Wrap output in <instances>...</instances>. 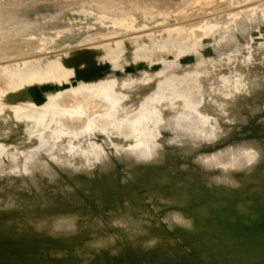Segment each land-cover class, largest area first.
Masks as SVG:
<instances>
[{"label":"rangeland","instance_id":"obj_1","mask_svg":"<svg viewBox=\"0 0 264 264\" xmlns=\"http://www.w3.org/2000/svg\"><path fill=\"white\" fill-rule=\"evenodd\" d=\"M193 1L0 0V34L8 31V28L20 27L22 23L29 28L39 27L37 33L35 32L37 34L34 36L35 40L49 37L48 45L55 46L54 49L50 48L44 42L43 51L38 48L35 52L24 55L25 57L22 55L21 58L16 56L3 58L0 59V65H8L9 62L19 64L18 62L24 60L62 54L61 57L59 55L56 58H60L61 62L64 60L63 62L69 63L70 69L76 66L71 69L72 74L76 69V74L70 76L71 80L51 87L43 85L44 89L42 88L38 98H32L27 90H22L20 93L12 91L8 94L9 99L0 95V100H6L0 101V112H2L0 113L2 131H0V144L2 143L0 145V237L6 242L5 247H0V264H233V262L235 264L237 261H234V257L237 260L244 254L246 256L247 251L248 254L253 255L252 259L251 255H248L247 264H253L252 262L264 264L263 235L249 233L241 227L242 221L250 222V228L256 231L258 226L254 228L253 224L264 215V171L259 167V165L264 167V161L248 168H237L228 172L227 163L225 165L219 163L216 166L214 164L215 167H210V164L200 161V156L196 157L198 154L205 155V152L211 154L218 146H220L218 149L225 150L228 146H222L226 145L227 141L229 146L231 141L233 145L242 146L243 153L253 150L252 143L255 139H262L264 142V0H234L236 1L234 3H229V0H215L214 3L210 2L211 6L207 2L200 4ZM102 4H108L109 6H105L110 9L103 8ZM136 6L138 9L149 8L154 10L152 12L157 11L158 15L162 13L158 10L161 7L165 8L164 13L167 12L165 14L167 17L163 15L162 18H166L162 21L150 22V25L148 23L144 26L145 11L141 10L143 13L140 10L135 11ZM165 6L167 10L171 8L170 13L166 11ZM113 9L119 11H112ZM251 16L255 17L254 20ZM114 17L118 19L115 20L116 23ZM130 18L135 19L132 21L134 27H127L124 24V20ZM250 18L251 21L248 20ZM202 21L204 23L210 21L209 26L216 23L215 26L212 25L210 31L197 38L189 30L192 25L197 24L199 27L203 25ZM248 24L250 25L246 30ZM198 26L194 28H198L199 31ZM217 26H221L220 29L227 27L226 29L224 27L227 32L225 33L224 30L220 32ZM176 29L179 34L176 33L178 32ZM224 36L226 38H223ZM137 37L140 41L135 39ZM155 39L157 49L160 48L158 55L154 57L149 53V55L146 53L145 57L136 55L139 46L141 48L145 45L148 51L154 49ZM227 41L234 42L229 49H225ZM107 44L109 47L105 51ZM169 45H174L173 49L175 47L177 51L183 47L186 49L185 53L177 54L176 57L174 53L168 51ZM114 50L118 53L112 55L111 51ZM65 52L68 55L72 53L75 60ZM79 52H82L80 56ZM63 54L65 59H62ZM107 54L108 58H106ZM110 54L111 57L117 55L114 58L118 62L112 59ZM96 57L100 63L91 69L80 70V62ZM165 64H168L167 66L173 64L172 66L176 67H172L171 71L164 66ZM105 77L109 78L110 82H118V87L114 88V94L118 96L117 100H113L108 114L103 112L101 105L97 104L98 108L94 107L96 105L90 107L85 105L81 117H91L94 120L91 121L93 126L90 124L92 127L84 131L72 130L70 121L65 122L70 117L66 116L68 113L70 115L72 110L70 107L58 106L55 100L58 97L57 92L76 87L80 80H83L87 86L100 82ZM126 82L127 88H122V84ZM45 90L47 92L43 93ZM192 92L199 95L197 100L191 97ZM155 95L156 97L152 98ZM29 96L32 99L26 100L25 97ZM52 100L55 101L54 106L51 105ZM47 102L49 106L46 105ZM100 103L103 106L106 104L103 100ZM38 106L42 110L53 107L48 108L52 112L48 113L47 109L43 112L40 108V110L36 108ZM64 115L66 118L63 117ZM105 116L113 117L117 122L130 119L137 130L128 137L116 130L118 124L105 129L103 126ZM196 116L201 117L206 125L215 124L217 119L220 120V125L233 124L230 126L234 130L231 129L232 127L229 129L230 126L227 127V130H233V135L232 132L227 135L230 131L220 126L222 130L225 129L220 131L224 132V137L219 131L217 135L207 134L208 137L204 132L197 139L194 122ZM82 120H79L81 121L79 126ZM83 121L81 126H85L86 120ZM142 126H146L143 129L148 135L144 133L145 136L142 135L141 138V135L138 137L137 134L143 132ZM152 133L159 136H153ZM252 135L253 137L256 135L257 138H252ZM212 136H217L215 139L218 142L212 140ZM183 137L189 139V142L185 140L182 146L183 142L177 141ZM204 137L216 143L212 142V144ZM191 138L197 141L192 142ZM208 146L211 152H208ZM138 148L140 153L146 148L148 151L152 149L151 153L156 149L154 156L152 155L154 158L145 160L142 154L140 156L137 153ZM212 148L214 151L211 150ZM218 149L216 148L217 151ZM2 150L4 151L1 152ZM132 150L135 153H132ZM89 159L91 163L88 166L94 169L86 166L88 163L86 161ZM93 163H96V166ZM34 166H41L40 169L43 171ZM226 173H229L233 180L244 178L245 188L242 189L243 182L232 187L233 182L228 181L230 187L229 183L220 184L215 180ZM255 176L258 178L257 181ZM25 178L29 179V182H25ZM251 179L254 180L253 183L258 182V187L255 188L256 183L252 187ZM42 180L50 184V187H45V190L41 191L42 187L39 186ZM27 182L31 184L29 188L31 190L23 187ZM110 182L112 185L108 184ZM102 185L108 187L105 193L102 191ZM241 185L242 187H239ZM248 187L253 190L249 191ZM32 188L36 191H32ZM94 202L97 211L93 213V217L83 214L86 209L93 206ZM245 202L252 204L255 213L252 208V212L239 210V206ZM12 205H16V213H14L15 208L10 207ZM179 212L194 213L198 223L190 228L178 223L174 216L180 215ZM69 217H74L72 227L65 226ZM262 221L260 218L256 223L261 222L262 227L264 218ZM79 229L81 232L90 231L88 235L83 234L78 238ZM40 232L46 238L54 236L60 241L41 242L43 239L35 236L30 244L32 234ZM19 233L27 235L20 240ZM110 238H115L114 244L107 243L104 247L88 249L90 243L109 241ZM153 240L156 241L155 244L147 243ZM119 243L123 257L120 261H116L113 252L115 245ZM252 243L254 246L251 245ZM254 243H258L260 247L255 246ZM10 249H21L22 254L18 251L9 252ZM254 252L261 255L257 254L256 259Z\"/></svg>","mask_w":264,"mask_h":264},{"label":"bare ground","instance_id":"obj_2","mask_svg":"<svg viewBox=\"0 0 264 264\" xmlns=\"http://www.w3.org/2000/svg\"><path fill=\"white\" fill-rule=\"evenodd\" d=\"M195 2H197V3H199L200 2V4H202V3H204V2H207L208 3V5L209 4H211L210 2H212V3H214V1L215 0H194ZM193 1V2H194ZM209 1V2H208ZM258 1V0H257ZM190 2V1H189ZM188 2V3H189ZM216 2V1H215ZM234 2H236V1H234V0H229V3H234ZM256 2V1H255ZM246 3V2H245ZM187 4V3H186ZM191 4V3H190ZM199 4V5H200ZM243 4V3H242ZM103 5V4H102ZM105 5H108V4H105ZM105 5H103L104 7L103 8H105V9H107L108 10V6L106 7ZM118 5V4H117ZM194 5V4H193ZM192 5V6H193ZM207 5V6H208ZM212 5V4H211ZM211 5H209V6H211ZM114 6H116V4L114 5ZM114 6H112V8L114 7ZM121 6V5H120ZM119 6V7H120ZM166 6H168V5H166ZM165 6V7H166ZM201 6V5H200ZM200 6H198V7H200ZM203 6V5H202ZM102 7V6H101ZM185 7V6H184ZM196 7H197V5H196ZM222 7H224V6H222ZM115 8V7H114ZM118 8V7H117ZM116 8V9H117ZM120 8H122V6L120 7ZM163 8H164V6H163ZM209 8V7H208ZM219 8V7H218ZM110 9V8H109ZM132 9V8H131ZM147 9H148V11H147ZM160 9V8H159ZM161 9H162V7H161ZM161 9L160 10H158V11H160V12H162V13H159V15H158V13H156V12H152V11H154V10H150L149 8H144V9H138V7L136 6L135 7V11H138V10H142L143 12L145 11V13H143L142 11V13H143V17L145 18L144 20H143V24H144V26L145 25H147L148 23H149V25H150V22H152V23H156V22H158V21H162V19H165L166 17H167V15H165L166 13H164V9H162L163 11H161ZM171 8H169L168 10H167V7H166V11H168L169 12V10H170ZM180 9V8H179ZM201 9V8H200ZM251 9V8H250ZM106 10V11H107ZM122 10H123V8H122ZM101 11V10H100ZM105 11V10H104ZM111 11V10H110ZM112 11H119V10H112ZM125 11V10H124ZM130 11V10H129ZM150 11V12H149ZM252 11V10H251ZM251 11H249V12H251ZM132 12H133V10H132ZM246 12V11H245ZM116 14H117V12H115ZM115 13H114V15H115ZM120 14H121V12H119ZM119 13H118V15H119ZM123 13V12H122ZM170 13V12H169ZM109 14H111V13H109ZM113 14V13H112ZM124 14H125V12H124ZM137 14V13H136ZM141 14V13H140ZM181 14V13H180ZM179 14V15H180ZM128 15H129V13H128ZM132 15V14H131ZM161 15V16H160ZM163 15H165L166 17L165 18H162V16ZM168 15H170V14H168ZM205 15V14H204ZM127 16V15H126ZM136 16V15H135ZM138 16V15H137ZM158 16V17H157ZM160 16V17H159ZM200 16V15H199ZM246 16V15H245ZM253 16V15H252ZM251 16V18H253ZM112 17V16H111ZM139 17V16H138ZM164 17V16H163ZM169 17V16H168ZM196 17V16H195ZM259 17V16H258ZM120 18V17H119ZM142 18V17H141ZM181 18V17H180ZM248 18V17H247ZM248 19L249 21H251L252 19ZM255 18V17H254ZM254 18H253V20H254ZM114 19V21L115 20H118V19H116L115 17L113 18ZM124 19V18H123ZM143 19V18H142ZM141 19V20H142ZM246 19V18H245ZM133 20H135V19H133ZM131 18L130 19H125L124 21V24L128 27H130V26H132V27H134V24H132V21H133ZM224 20V19H223ZM235 20V19H234ZM258 20V19H257ZM113 21V20H112ZM114 21H113V23H114ZM222 21V20H221ZM226 21V20H225ZM240 21V20H239ZM241 21H243V20H241ZM240 21V22H241ZM245 21V20H244ZM83 22V21H82ZM85 22H86V20H85ZM203 22V21H202ZM208 22H210V21H207V23L205 22H203L204 24H207V25H200V27L196 24V25H192L190 28H191V30H189V31H192V35L193 36H197V38H200L205 32H207L208 30L210 31V29H212L213 27H212V25L213 26H215V23L214 24H211L210 26L208 25ZM11 23V22H10ZM115 23H116V21H115ZM142 23V22H141ZM224 23V22H223ZM138 24V23H137ZM210 24V23H209ZM228 24V23H227ZM230 24V23H229ZM240 24V23H239ZM20 25H22V26H20V27H15L14 25V27L16 28H14V27H11V28H8V31H6L4 34H0L1 36H0V59H5V58H7V59H9V58H13L14 56H16V57H20V56H24V55H26V54H29L30 52H35L36 51V49H38V48H41L40 50H42L43 49V47L45 48V46H44V42H45V45H48L49 43L48 42H50L49 41V37H43V40H41L42 39V37L40 38V39H36L35 40V38H34V36L35 35H37L36 33V31L38 30L37 28H39V27H35V28H29L27 25H23L22 23H20ZM80 25V24H79ZM136 25V24H135ZM141 25V24H140ZM139 25V26H140ZM249 25L250 24H248L247 26H246V30H247V28H249ZM73 26V25H72ZM199 27V31L197 30V29H195L194 27ZM227 26V25H226ZM212 27V28H211ZM218 28H219V30H220V32L222 31V30H224L225 31V33L227 32L225 29L227 28V27H225V29H224V27H223V29H220L221 28V26H217ZM72 28V27H71ZM180 28V27H179ZM218 28L216 29V28H214V29H216V30H218ZM232 28V27H231ZM5 29H6V27H5ZM10 29H12V30H10ZM15 29V30H14ZM69 29V28H68ZM73 29V28H72ZM228 29H229V25H228ZM177 30V29H176ZM178 31V30H177ZM223 31V32H224ZM230 31V30H229ZM36 32V33H35ZM172 32V31H171ZM222 32V33H223ZM176 33H180L179 31L178 32H176ZM155 35L157 34V33H154ZM224 34V33H223ZM229 34V33H228ZM153 35V34H152ZM154 35V36H155ZM148 37H150L151 36V34H150V36L149 35H147ZM226 36H228V35H226ZM233 36V35H232ZM138 38L139 37H137V38H135L136 40H138ZM146 38V37H145ZM223 38H226L225 36L223 37ZM232 38V37H231ZM143 39V38H142ZM178 39V38H177ZM221 40H223V39H221ZM230 40V39H229ZM234 40V39H233ZM121 41V40H120ZM133 41H135V40H133ZM132 41V42H133ZM138 41H140V40H138ZM124 42V41H123ZM126 43H127V41H125ZM136 42V41H135ZM134 42V43H135ZM155 43H153V47H154V49L152 48V50L151 51H148V48H146V46L144 45V47H141L140 48V46H139V48L137 49L136 47V55H138V56H140V57H142V56H144L145 57V55H146V53H147V55H152L153 57H154V55H158L159 54V49L160 48H158L157 49V43H156V39H155V41H154ZM228 43L225 45L226 47H225V49H229L231 46H232V44L234 43H232V41H227ZM98 43H100V42H98ZM102 43H104V42H102ZM118 43H120V42H118ZM117 43V44H118ZM128 43H130V42H128ZM137 43V42H136ZM95 44V43H94ZM123 44V43H122ZM149 44V43H148ZM152 44V43H151ZM154 44H156V45H154ZM93 45V44H92ZM100 45V44H99ZM102 45V44H101ZM105 45V44H104ZM119 45V44H118ZM95 46H97V45H95ZM119 46H121V45H119ZM173 46L174 45H172V46H170L169 45V50H168V47H167V50L170 52V53H174V55L176 56V57H178L177 56V54L179 55V54H181V53H185V48H183V47H181V49L179 50V51H177L176 49H175V47H174V49H173ZM47 47V46H46ZM48 47H50L49 45H48ZM51 47L53 48V47H55V46H52L51 45ZM50 47V48H51ZM92 47V46H91ZM94 47V46H93ZM99 47V46H98ZM102 47H104V46H102ZM108 47H109V45L107 44V46H105V51L108 49ZM127 47V46H126ZM147 47H148V45H147ZM156 47V48H155ZM223 47H224V45H223ZM166 48V46H164V49ZM54 49V48H53ZM112 49V48H111ZM162 49H163V47H162ZM224 49V48H223ZM46 50V49H45ZM48 50V49H47ZM46 50V51H47ZM51 50V49H50ZM150 50V49H149ZM166 50V51H167ZM43 51V50H42ZM110 51V50H109ZM163 51V50H162ZM80 53H82V52H79V56H80ZM110 53V52H109ZM116 53H118L116 50H114V51H111V54L113 55V54H116ZM125 53H126V51H125ZM149 53V54H148ZM158 53V54H157ZM65 54H66V52H65ZM65 54H63L64 55V57H62V59H65ZM75 54V53H74ZM111 54H110V57H111ZM60 55V54H59ZM59 55H57V56H59ZM66 55H68V53L66 54ZM69 55H71L72 57H73V54L72 53H70ZM68 55V56H69ZM78 55V54H77ZM77 55H75L76 57H78ZM83 55V54H82ZM118 55H120V54H118ZM22 56V57H23ZM56 55H54V56H50V57H45V58H40V59H34V60H24V61H22V62H18L19 64H21L22 66H20L19 64H17V63H14L13 62V64H12V62H9L10 64H6V65H0V95L2 96H4V97H6V98H8V94L10 93V92H12V91H16L17 93H20L22 90H27L28 91V93H30V96H32V98H38V96H39V94L42 92V86L43 85H50V87L52 86V85H54V84H59V85H61L62 83H64V82H67V81H69V80H71L70 79V76L71 75H75L76 74V69H75V73H73L72 74V71H71V69L72 68H74V67H76L74 64V67H72L71 69H70V67L68 66V64L69 63H65V62H63L64 60H62V62L59 60V59H57L58 57H57ZM62 56V54L60 55V57ZM108 54H107V57L106 58H108ZM117 56V55H116ZM116 56H114V57H116ZM127 56V54L125 55V57ZM134 55H132V57H133ZM152 56H150V58H152ZM15 57V58H16ZM25 57V56H24ZM27 57V56H26ZM57 57V58H56ZM70 57V56H69ZM109 57V60L113 57H111L110 58ZM112 58V59H114L115 60V58ZM118 57H120V56H118ZM143 57V58H144ZM148 57V56H147ZM157 57V56H156ZM180 57V56H179ZM17 58V59H18ZM21 58V57H20ZM67 58V57H66ZM80 58V57H79ZM6 59V60H7ZM67 59H69V58H67ZM66 59V60H67ZM71 59V58H70ZM72 59H74L75 60V57H73ZM72 59L70 60V61H72ZM77 59V58H76ZM104 59V58H103ZM112 59H111V61H112ZM129 59V58H128ZM11 60V59H10ZM78 60V59H77ZM81 60H83V59H81ZM104 60H106V59H104ZM108 60V61H109ZM152 60H153V58H152ZM110 61V62H111ZM115 61H117V60H115ZM114 61V62H115ZM130 61H131V59H130ZM102 62V61H101ZM118 62V61H117ZM132 62V61H131ZM98 63H100L99 61H98V57H96V58H94V59H90V60H84L83 62H80V64H79V66H80V70H85V69H91L93 66H95L96 64H98ZM111 63H113V62H111ZM133 63V62H132ZM1 64H3V63H1ZM130 64V63H129ZM169 64V63H168ZM168 64H165L164 66L165 67H167L168 69H170L171 71H172V67H176V66H172L171 64H170V66H167ZM123 67V66H122ZM164 67V68H165ZM170 67V68H169ZM212 67V66H211ZM174 68H173V70H174ZM186 68V67H185ZM210 69V68H209ZM169 70V71H170ZM184 70V69H183ZM168 71V70H167ZM170 71V72H171ZM85 72H87V71H85ZM162 72V71H161ZM166 72V71H165ZM168 73V72H167ZM81 78H79V80H80ZM160 79V78H159ZM111 80L109 79V78H107V77H105L102 81H100V82H95L94 84L92 83V84H90V85H85L84 84V82H83V80H80L79 81V84L76 86V87H72L70 90H66V91H64V90H60L61 92L59 93V92H57V96L58 97H56L55 98V100H56V102L58 103V106L60 105V106H63V107H70L71 108V114L69 115V113H68V116H66V117H69V118H67L66 120H65V122H69V123H67V124H69L70 126H71V129L72 130H79V131H84V130H89L92 126H93V124L91 123V121H94L91 117L89 118H82L81 117V114L82 113H84V107H85V105L86 106H88V107H90V105H96V106H94V107H97L98 108V106L99 105H101V109L103 110V112L105 113V114H108V112L110 111V109H111V107H112V103H113V100L115 99V100H117V97L118 96H116L115 94H114V88H115V86L116 87H118V82H110ZM71 82V81H70ZM163 83V82H162ZM34 84V86H32ZM167 84V83H166ZM164 85V84H163ZM162 85V86H163ZM123 86V87H122ZM122 88H127V86H128V84H127V82L126 83H123L122 84ZM44 89V88H43ZM159 89V88H158ZM158 89H157V91H158ZM163 89V88H162ZM50 89H47V91H49ZM160 90H161V87H160ZM46 90L43 92V93H45V92H47ZM49 92H51V91H49ZM48 92V93H49ZM55 92V91H54ZM163 92H164V90H163ZM163 92H162V94H163ZM257 92V91H256ZM51 93H53V92H51ZM160 93V92H159ZM255 93V92H254ZM47 94V93H46ZM157 94H158V92H157ZM192 95H191V97L193 98V99H196L197 100V98H198V94L197 93H191ZM252 94V93H251ZM6 95V96H5ZM53 95V94H52ZM160 95V94H159ZM158 95V96H159ZM0 96V97H1ZM25 97V99L27 100H30V99H32L31 97ZM47 96V95H46ZM45 96V97H46ZM48 97V96H47ZM53 97V96H52ZM51 97V98H52ZM54 97H55V95H54ZM54 97L52 98V99H54ZM156 97V95L154 96V97H152V98H155ZM50 98V97H49ZM151 98V97H150ZM158 98V97H157ZM9 99V98H8ZM119 99V98H118ZM192 99V100H193ZM4 100V99H3ZM2 99L0 100L1 102L3 101ZM25 100V101H26ZM47 100V99H46ZM104 101L106 104H104V106L100 103L101 101ZM4 101H6V100H4ZM10 101V100H9ZM33 101H35V100H33ZM33 101H31V102H33ZM0 102V103H1ZM49 102V101H48ZM48 102H47V104L46 105H48ZM51 102V101H50ZM52 102H53V100H52ZM55 102V101H54ZM54 102H53V104H51V105H53L54 106ZM238 102V101H237ZM97 104H98V106H97ZM245 104V103H244ZM247 104V103H246ZM1 105V104H0ZM4 105H5V103H4ZM7 105H8V103H7ZM6 105V106H7ZM41 105V104H40ZM45 105V104H44ZM44 105H41V106H44ZM50 105V106H51ZM56 105V104H55ZM49 106V105H48ZM46 107V106H45ZM56 107V109H57V106H55ZM154 107H156L155 105H154ZM1 108H2V106H1ZM18 108V107H17ZM36 108H40L41 109V111H45L46 109V111H48V113H49V111H51V110H49V109H52V108H49V107H47L45 110H42V108L41 107H36ZM49 108V109H48ZM39 109V110H40ZM55 109V110H56ZM58 109H60L61 110V108H59L58 107ZM66 109V108H65ZM156 109V108H155ZM3 110V109H2ZM7 110V109H6ZM67 110H69V109H67ZM91 110V109H90ZM93 110H95V108L93 109ZM32 111V110H31ZM59 111V110H58ZM155 111V110H154ZM28 112V111H27ZM52 112V111H51ZM50 112V113H51ZM53 112H54V110H53ZM57 112V111H56ZM61 112V111H60ZM68 112H70V111H68ZM91 112V111H90ZM1 114H2V112H0ZM17 113V112H16ZM64 113H66V111L64 112ZM92 113V112H91ZM118 113V112H117ZM18 114V113H17ZM25 114V113H24ZM53 114H55L56 115V113H53ZM157 114V113H156ZM41 115H42V113H41ZM57 115H59V114H57ZM67 115V114H66ZM91 115V114H90ZM151 115H153L154 116V114H151ZM246 115H247V113H246ZM1 116V115H0ZM3 116V115H2ZM20 116V115H19ZM42 116H44V114L42 115ZM17 117V116H16ZM63 117H65V115L63 116ZM65 117V118H66ZM64 118V119H65ZM154 118V117H153ZM14 119H15V117H14ZM81 119H83V120H86V123L84 124L85 126H81V125H83L82 123H84V121L82 120V123L80 124V126H79V123L81 122V121H79V120H81ZM4 120H7V119H4ZM41 120V119H40ZM18 121H19V118H18ZM223 121V120H222ZM222 121H221V124H222ZM23 122V121H22ZM155 122V121H154ZM194 122L196 123V130H195V135H196V137H198L197 139H199V137L201 136V134H204V132H206V136H207V134H211V135H217L218 134V131L220 132L221 130H222V128H220V126H222V127H226V130L228 129L227 127L228 126H230V125H233V124H230V125H227L226 123V125L227 126H225L224 124V126L223 125H220V120L218 121V119H217V122L215 123V124H212V125H206L205 124V122H204V120L203 119H201V117H199V116H196L195 117V119H194ZM8 123V122H7ZM16 123V122H15ZM78 123V124H77ZM232 123H234L233 122V120H232ZM20 124V123H19ZM66 124V125H67ZM90 124H92V126L90 125ZM118 124V127H115L116 128V130H119L120 132H122L123 134H124V136H126V135H128V137H129V134H133V131L135 130H137V129H135V126H133L132 124H131V122H130V119H127V121L126 120H123L122 122H117V120L116 119H114L113 117H109V116H105V118H104V122H103V126H104V128L106 129L107 127L110 129V128H112L113 126H115V125H117ZM158 124V123H157ZM229 124V123H228ZM17 125V124H16ZM43 125V124H42ZM237 125V124H236ZM75 128H74V127ZM77 126H78V128H77ZM148 126V125H147ZM29 127V126H28ZM37 127V126H36ZM42 127V126H41ZM82 127V128H81ZM143 127L144 126H142V129H143ZM232 126H230L229 127V129L231 128ZM69 128V127H68ZM74 128V129H73ZM94 128V127H93ZM146 128V126L144 127V129ZM15 129V128H14ZM32 129V128H31ZM140 129V128H139ZM142 129H141V131H142ZM143 129V132H139L140 134H137L138 135V137H140V135H141V138H142V135H144L145 136V134L144 133H146V135H148L147 134V132L145 131ZM220 129V130H219ZM231 129H233L234 130V128L232 127ZM237 129V128H236ZM235 129V130H236ZM4 130V129H3ZM13 130V129H12ZM199 130H200V132H199ZM223 130H225V129H223ZM222 130V131H223ZM232 130V131H233ZM238 130H240V129H238ZM1 131V130H0ZM9 131V130H8ZM145 131V132H144ZM202 131V132H201ZM227 131H230V130H227ZM226 131V132H227ZM232 131H230V132H228L227 133V135L229 134V133H231ZM2 132V131H1ZM78 132V131H77ZM148 132H149V130H148ZM121 133V134H122ZM143 133V134H142ZM235 133V132H234ZM237 133V132H236ZM235 133V134H236ZM2 134H4V133H2ZM6 134V133H5ZM122 134V135H123ZM153 134V133H152ZM219 134H223V137H224V132L223 133H219ZM238 134V133H237ZM245 134V133H244ZM130 135V136H131ZM135 136H136V134H134ZM155 135V133L153 134V136ZM208 135V136H209ZM221 135H220V137H221ZM232 135H233V132H232ZM1 136V135H0ZM4 136V135H3ZM155 136H159V134L158 135H155ZM207 136V137H208ZM225 136H226V134H225ZM235 136V135H234ZM233 136V137H234ZM238 136V135H237ZM236 136V137H237ZM240 136V135H239ZM245 137H247L246 135H244ZM260 136V135H259ZM264 136V135H263ZM262 136V137H263ZM137 137V136H136ZM147 137V136H146ZM150 137H152V135L150 134ZM157 137H155V138H157ZM189 137V136H188ZM217 137V136H216ZM216 137H214V136H212V140L214 139L215 141H216ZM219 137V136H218ZM241 137V136H240ZM244 137V138H245ZM250 137V136H249ZM20 138V137H19ZM22 138V137H21ZM206 137H204V139H205ZM239 138V137H238ZM238 138H235V139H238ZM252 138H257L256 137V135H255V137H253V135H252ZM146 139V138H145ZM182 139H184V137L182 138ZM182 139H180V140H178L177 142H179L180 141V143H181V141L183 142V144H182V146L184 145V143L186 142V141H188L189 139H187L186 140V137H185V139H184V141L182 140ZM197 139H195L194 138V141H193V139L191 138L190 139V141L192 140V142H196L197 141ZM207 140H209V138H206ZM205 139V140H206ZM226 139V138H225ZM235 139L233 140V141H235ZM241 139V138H240ZM264 139V138H263ZM22 140V139H21ZM140 140V139H139ZM142 140H144V139H142ZM147 140V139H146ZM155 140V139H154ZM186 140V141H185ZM196 140V141H195ZM219 140V139H218ZM242 140V139H241ZM240 140V141H241ZM249 140H252L251 138H249ZM13 142H14V139L12 140ZM19 141V140H18ZM106 141V140H105ZM104 141V142H105ZM211 143L212 142H214V141H211V140H209ZM224 141V140H223ZM227 141V140H226ZM231 141V140H230ZM239 141V142H240ZM5 142V141H4ZM135 142V141H134ZM133 142V143H134ZM147 142V141H146ZM146 142H143L144 144H147ZM189 142V141H188ZM187 142V143H188ZM216 142H218V141H216ZM216 142H214V143H216ZM232 142V141H231ZM230 142V146H231V143ZM236 142H237V140H236ZM236 142H234V143H236ZM8 143V142H7ZM23 143V142H22ZM110 143V142H109ZM141 143V142H140ZM152 143V142H151ZM164 143H166V142H164ZM191 143V142H190ZM190 143H188V144H190ZM227 143H228V141H227ZM227 143H226V145L224 144L222 147H226V146H228V147H226L225 148V150H224V148H223V150H222V148L221 149H218V147H220V146H218V147H215L214 149H215V152H212L211 154L210 153H208V154H206V152H205V155H203V154H198V155H196V157H198V156H200V158H201V160L200 161H203L205 164H210V167L211 166H214V164H215V166H216V164H218L219 165V163H223L224 165H225V163H227L228 164V166H227V170H228V172H232V169H237V168H248L249 166H242V165H245L246 164V159H249V158H253L254 156H255V152L257 153V160H256V163L258 162H261L262 160L264 161V142L262 141V139H255V141L252 143V146H253V150L252 151H250V152H247V153H243V149L241 148L242 146H240L239 144H232V146L230 147L229 145H227ZM2 144V143H1ZM0 144V145H1ZM108 144V143H107ZM106 144V145H107ZM161 144H163V143H161ZM193 144V143H192ZM213 144V143H212ZM217 144H219V143H217ZM13 145H15V144H13ZM109 145V144H108ZM142 147H143V144L141 143L140 144ZM149 145V144H148ZM148 145H146L147 146V148H149V146ZM152 145V144H151ZM155 145V144H154ZM157 145V144H156ZM155 145V146H156ZM158 145H159V143H158ZM186 145V144H185ZM211 145V144H210ZM220 145H222L221 143H220ZM4 146H5V144H4ZM117 146V145H116ZM134 146V145H133ZM136 146H138V145H135V147ZM145 146V145H144ZM162 146V145H161ZM154 147V146H153ZM152 147V148H153ZM209 147V150H208V152L210 151V146H208ZM94 148V147H93ZM96 148V147H95ZM126 148V147H125ZM140 149H141V147H139ZM138 148V151L140 150ZM146 148V149H147ZM156 148V147H155ZM158 148V147H157ZM156 148V149H157ZM216 148L219 150V151H217L216 150ZM132 149H134V148H132ZM143 149V148H142ZM141 149V150H142ZM144 150V152H142V153H140V151L138 152L137 151V149H136V151H137V153H139L140 154V156H141V154L143 155V157H144V159L145 160H147V159H152V158H154L153 156V154H154V151L156 150V149H153V151H152V153L150 152V151H148V150ZM159 149V148H158ZM214 149L212 148L211 150H213L214 151ZM91 150H94V149H92L91 148ZM97 150V149H96ZM119 150H120V148H119ZM123 150V148L121 149V151ZM135 150V149H134ZM161 150V149H160ZM4 150H2L1 152H3ZM130 151V150H129ZM158 151V150H157ZM207 151V150H206ZM253 151H255V152H253ZM98 152V151H97ZM211 152V151H210ZM87 153V152H86ZM102 153V152H101ZM132 153H135V151H133L132 150ZM83 154V153H82ZM85 154V153H84ZM89 154V153H88ZM113 154H115V153H113ZM112 154V155H113ZM119 154V153H118ZM157 154V153H156ZM210 154V155H209ZM121 155V154H120ZM119 155V156H120ZM134 154H132V156H133ZM153 155V156H152ZM160 155H161V153H160ZM202 155V156H201ZM117 156V155H116ZM62 157V156H61ZM121 157H123V155H121ZM137 157V156H136ZM139 157V156H138ZM64 158V157H63ZM140 158H142V157H140ZM200 158H197V159H200ZM57 159H61V158H57ZM66 159H67V157H66ZM103 159H104V157H103ZM161 159V158H160ZM195 160H196V158H194ZM69 160V159H68ZM71 160V159H70ZM101 160V159H100ZM105 160V159H104ZM61 161V160H60ZM89 161H90V159H89ZM89 161H86V162H88L87 164H86V166H88L90 163H91V161L89 162ZM144 161V160H143ZM197 161V160H196ZM38 162V161H37ZM56 162H57V160H56ZM63 162V161H62ZM67 162V161H66ZM65 162V163H66ZM153 162V161H152ZM202 162V163H203ZM98 163V162H97ZM106 163V162H105ZM114 163V162H113ZM151 163V162H150ZM203 163V164H204ZM42 164V163H41ZM46 164V163H45ZM58 164V163H57ZM69 164H70V162H69ZM68 164V165H69ZM94 165L96 164V163H93ZM109 164V163H108ZM126 164V163H125ZM202 164V165H203ZM212 164V165H211ZM51 165V164H50ZM49 165V166H50ZM63 165H64V163H63ZM66 165V164H65ZM93 165V166H94ZM201 165V164H200ZM218 165H217V167H218ZM256 165H258V164H256ZM33 166V165H32ZM60 166V165H59ZM74 166V165H73ZM96 166V165H95ZM94 166V167H95ZM99 166V165H98ZM206 166V165H205ZM214 166V167H215ZM263 166V165H262ZM34 167H39V166H34ZM41 167V166H40ZM40 167H39V169H40ZM43 167H45V165H43ZM78 167H80V166H78ZM77 167V168H78ZM84 167V166H83ZM83 167H81V168H83ZM89 167V166H88ZM88 167H87V170H88ZM204 167V166H203ZM208 167V166H207ZM210 167H209V169H210ZM216 167V168H217ZM259 167L260 168H263V171H264V167H261L260 165H259ZM258 167V168H259ZM42 168V167H41ZM55 168V167H54ZM71 168V167H70ZM81 168H79V169H81ZM91 168H93V167H91ZM90 167H89V169H91ZM206 168V167H205ZM260 168H259V170H260ZM37 168H35V170H36ZM84 169H86V168H84ZM94 169V168H93ZM256 169V168H255ZM15 170V169H14ZM20 170V169H19ZM41 170V169H40ZM47 170H49V169H47ZM52 170H53V168H52ZM205 170V169H204ZM213 170V169H212ZM239 170V169H238ZM241 170V169H240ZM258 170V169H257ZM21 171V170H20ZM41 171H43V170H41ZM54 172H55V170H53ZM216 171V170H215ZM219 171V170H218ZM217 171V172H218ZM222 171V170H221ZM261 171H262V169H261ZM263 171L261 172V173H263ZM5 172V171H4ZM29 172H30V170H29ZM157 172V171H156ZM235 172V171H234ZM246 172V171H245ZM258 173H259V171H257ZM35 173H36V171H35ZM210 173V172H209ZM208 173V174H209ZM244 173V172H243ZM255 173V172H254ZM260 173V174H261ZM217 174V173H216ZM220 175H221V173H219ZM241 174V173H240ZM14 175V174H13ZM32 175V174H31ZM218 175V174H217ZM234 175H236V174H234ZM237 175H238V173H237ZM12 176V175H11ZM10 176V177H11ZM17 176V175H16ZM233 176V175H232ZM249 176H251V174L249 175ZM35 177V176H34ZM161 177V176H160ZM217 177V176H216ZM242 177V176H241ZM257 176H255V180L257 181L258 180V178H256ZM237 178H238V176H237ZM3 179V178H2ZM212 179V178H211ZM211 179H210V181H211ZM236 179V178H235ZM244 179V178H243ZM243 179H237V180H233L231 177H230V175H229V173H226V174H224V175H222V176H219L218 178H216L215 180L219 183L220 182V184H221V182H222V184H227V183H229L228 181H230V182H233V183H231L232 184V187L233 186H237L238 184H240L241 182H243L244 180ZM254 179V178H253ZM29 180V179H28ZM105 180H107V179H105ZM43 181V180H42ZM109 181H111V180H109ZM215 181V183H217ZM252 181H254V180H252L251 179V182ZM252 182L253 183V185L250 183V185H252V187L254 186V184L256 183V186H255V188L256 187H258L257 185H258V182ZM107 182V181H106ZM224 182H226V183H224ZM260 183H261V180L259 181ZM264 182V181H263ZM103 183V182H102ZM112 182H110V183H108V184H111ZM214 183V182H213ZM212 183V184H213ZM246 183V182H245ZM13 184V183H12ZM230 184V183H229ZM231 184L229 185L230 187H231ZM233 184H235V185H233ZM244 184V182L242 183V185ZM112 185V184H111ZM214 185V184H213ZM219 185V184H218ZM242 185L241 186H239V187H242ZM247 185H249V183L247 184ZM261 185H262V183H261ZM260 185V186H261ZM222 186V185H221ZM220 186V187H221ZM13 187V186H12ZM12 187H11V189H12ZM25 187V186H24ZM27 187V186H26ZM51 187H52V185H51ZM66 187V186H65ZM224 187V186H223ZM247 187V186H246ZM168 188V187H167ZM226 188V187H225ZM245 188V186L243 185V187H242V189H244ZM18 189V188H17ZM29 189V188H28ZM108 189V187L106 186V187H103V185H102V191H103V193H105L106 192V190ZM110 189V188H109ZM224 189V188H223ZM228 189V188H227ZM226 189V190H227ZM248 189H249V187H248ZM29 190H31V189H29ZM49 190V189H48ZM61 189H59V191H60ZM167 190V189H166ZM165 190V191H166ZM253 190V189H252ZM252 190H250L249 189V191H252ZM22 191V190H21ZM20 191V192H21ZM57 191V190H56ZM55 191V192H56ZM180 191H181V189H180ZM9 192V191H8ZM23 192H25V191H23ZM259 192V191H258ZM258 192H256V193H258ZM58 193V192H57ZM61 193V192H60ZM176 193V192H175ZM182 193V192H181ZM20 194V193H19ZM40 194V193H39ZM107 194H108V192H107ZM16 195H17V193H16ZM55 195V194H54ZM59 195V194H58ZM168 195V194H167ZM170 195V194H169ZM172 195V194H171ZM186 195V194H185ZM11 196V195H10ZM179 196V195H178ZM41 197V196H40ZM61 198V197H60ZM95 198V197H94ZM24 199V198H23ZM42 199V198H41ZM186 199V198H185ZM46 200V199H45ZM77 200V199H76ZM98 201V200H97ZM19 202V201H18ZM61 202V201H60ZM254 205V204H253ZM6 206V205H5ZM16 206V205H15ZM255 206V205H254ZM11 207V206H10ZM172 207V206H171ZM251 208H252V204H250V203H243L242 205H240L239 206V210H251ZM255 208V207H254ZM87 210V209H86ZM252 210H253V213H255V210L252 208ZM252 210H251V212H252ZM259 210V209H258ZM107 211V210H106ZM261 211V210H260ZM259 211V212H260ZM186 212V211H185ZM185 212L184 213H180V215L178 214V215H175L174 216V219L176 220V217H177V219H179V218H181L182 220H184V221H187L188 223H189V225L190 226H185L184 224H182V225H184L185 227H192V226H194V225H196L197 223H198V221L196 220V218H195V215H194V213H187V214H185ZM263 212V211H262ZM99 213V212H98ZM174 214H176V213H174ZM173 214V215H174ZM262 215H263V213H262ZM171 216V215H170ZM259 216H261V215H259ZM95 217V216H94ZM73 218L74 217H69L68 218V222H66V224H65V226L66 227H72V225H73ZM251 218V217H250ZM261 218V221H262V219L264 218V215H263V217L261 216L260 217ZM260 218L258 219V220H256V221H259L260 220ZM248 219H249V217H248ZM253 219V218H252ZM177 221V220H176ZM245 221V220H244ZM250 221V220H249ZM256 221H255V224H253L254 226V228H256L255 226H258L257 228H256V231L254 230V229H251L253 232H257L258 231V229H262V228H264V224L262 223V227H261V222L259 223V222H257L256 223ZM263 222V221H262ZM179 223V222H178ZM250 223V222H249ZM253 223V222H252ZM258 223H259V225H258ZM181 224V223H180ZM250 225V224H249ZM261 227V228H260ZM107 228V227H106ZM263 230V229H262ZM264 231V230H263ZM177 237V236H176ZM132 238V237H131ZM178 238V237H177ZM180 240V239H179ZM93 244H94V242L93 243H90L89 245H88V249L89 250H94V246H93ZM124 244V243H123ZM249 244V243H248ZM255 244V246L256 245H258V243H254ZM251 245H253V243L251 244ZM238 246V245H237ZM254 246V245H253ZM259 246V245H258ZM260 247V246H259ZM239 249V248H238ZM239 251V250H238ZM244 252V251H243ZM235 253V252H234ZM176 254H177V252H176ZM243 254V253H242ZM250 254V253H249ZM248 251H247V254H246V256H245V254H244V256L243 257H240L239 259H237V260H235L236 258L234 257V261H237L238 262V260H239V264H245L247 261H249V260H247V259H249L248 258ZM255 256H256V259H257V254H258V252L255 254V252L253 253ZM251 255V254H250ZM258 255H261V253L260 254H258ZM107 256V255H106ZM113 256L116 258L115 260L116 261H120L121 260V258L123 257L122 256V254H121V245H120V243L119 244H116L115 245V247H114V252H113ZM213 256V255H212ZM237 256V255H236ZM252 256L253 255H251V259H252ZM247 257V258H246ZM221 258V257H220ZM255 258V257H254ZM253 258V259H254ZM226 259V258H225ZM230 259V258H229ZM244 259H246V261H244ZM250 259V260H251ZM228 260V259H227ZM155 261V260H154ZM188 261V260H187ZM213 261V260H212ZM230 261H231V259H230ZM230 261H228L229 263H230ZM252 261V260H251ZM250 261V262H251ZM254 261H255V259H254ZM216 262H217V260H216ZM235 263V264H238V263ZM253 264H254V262H252ZM260 263V262H259ZM142 264H144V263H142ZM168 264V263H167ZM233 264H234V262H233ZM247 264V263H246ZM249 264V263H248ZM251 264V263H250ZM257 264V263H256Z\"/></svg>","mask_w":264,"mask_h":264},{"label":"water","instance_id":"obj_3","mask_svg":"<svg viewBox=\"0 0 264 264\" xmlns=\"http://www.w3.org/2000/svg\"><path fill=\"white\" fill-rule=\"evenodd\" d=\"M189 150H190V149H189ZM189 150H188V151H189ZM26 181H28L27 178H25V182H26ZM28 182H29V181H28ZM28 182H27V185H26L27 187H26V186H25V187L23 186L25 189H27V188H31V184L28 183ZM28 186H29V187H28ZM39 187H42V188H41V191H42V190H45V187H46V188H49V187H50V184L45 183V182L43 181L42 184H41ZM32 191H36V190L32 188ZM27 192H28V191H27ZM120 194H121V193H120ZM77 204H79V203H77ZM108 205H109V204H108ZM108 205H105V207H107ZM165 206H167V205H165ZM76 207H79V205H78V206L76 205ZM11 208H15L14 213H16L17 210H16L15 205H12ZM104 209H105V208H104ZM96 211H97V207H96V203L94 202L93 206H92V207H89L88 210H85L83 214L90 215V216L93 217V213H95ZM104 211H105V210H104ZM14 213H13V214H14ZM250 224H251V223H250ZM241 227H243V229H245V230H246L247 232H249V233L262 234L263 237H264V231H263V230H258V232L255 233V232H253V231L251 230L250 225H249V223H247V222H243V221H242V222H241ZM79 231H80V232H79L78 238L80 237V235H83V234L86 235L87 233H89L90 230H88V231H85V230H84V231L81 232V230L79 229ZM77 232H78V231H77ZM13 233H14V232H13ZM27 234H29V232H27ZM27 234L24 235V234H22V233H19V235H20V236H19V237H20V240H21L22 237H24V236L26 237ZM13 235H14V234H13ZM87 235H88V234H87ZM35 236H36V237H41V238L43 239V240H41V242L60 241L59 238H58V239H55L54 236H51L50 238H46L45 235H44L43 233L40 232V233H34V234H32V239H31V241H30V244H31V242L34 241V239L36 238ZM1 238H3V237H0V247H3V246L5 247L6 242H4ZM20 240H18V241H20ZM69 240H70V239H69ZM17 244H19V243H17ZM27 246H28V245H27ZM131 246H132V245H131ZM26 248H27V247H26ZM143 248H145V247H143ZM8 249H9V248H8ZM22 249H23V248H22ZM20 250H21V249H20ZM20 250H12V249H10L9 252L18 251L19 254H22ZM158 250H159V249H158ZM204 261H205V260H204ZM128 263H129V262H128Z\"/></svg>","mask_w":264,"mask_h":264},{"label":"clouds","instance_id":"obj_4","mask_svg":"<svg viewBox=\"0 0 264 264\" xmlns=\"http://www.w3.org/2000/svg\"><path fill=\"white\" fill-rule=\"evenodd\" d=\"M171 142V141H170ZM253 152H255V151H253ZM257 153L255 152V156L253 157V158H249V159H246V164L245 165H242V166H251V165H253V164H255L256 163V160H257ZM176 220H177V222H179V223H181V224H184L185 226H190L189 225V223L187 222V221H184V220H182L181 218H179V219H177V217H176ZM155 240H153V241H148L147 243L149 244V245H153V244H155ZM107 243H115V238H110L109 239V241H97V242H95L94 244H93V246L94 247H104V246H106V244Z\"/></svg>","mask_w":264,"mask_h":264}]
</instances>
